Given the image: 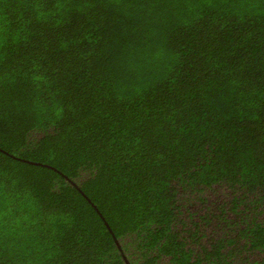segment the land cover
Here are the masks:
<instances>
[{
  "label": "trees",
  "instance_id": "obj_1",
  "mask_svg": "<svg viewBox=\"0 0 264 264\" xmlns=\"http://www.w3.org/2000/svg\"><path fill=\"white\" fill-rule=\"evenodd\" d=\"M0 264H264V0H0Z\"/></svg>",
  "mask_w": 264,
  "mask_h": 264
},
{
  "label": "water",
  "instance_id": "obj_2",
  "mask_svg": "<svg viewBox=\"0 0 264 264\" xmlns=\"http://www.w3.org/2000/svg\"><path fill=\"white\" fill-rule=\"evenodd\" d=\"M37 165H42V164H40V163H36ZM45 166V165H44ZM46 167H48V166H46ZM72 184H73V182H72Z\"/></svg>",
  "mask_w": 264,
  "mask_h": 264
}]
</instances>
